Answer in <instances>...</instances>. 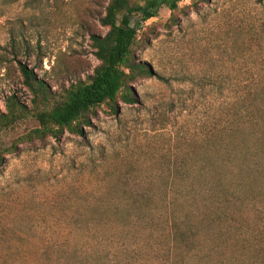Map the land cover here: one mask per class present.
<instances>
[{"label": "rangeland", "instance_id": "obj_1", "mask_svg": "<svg viewBox=\"0 0 264 264\" xmlns=\"http://www.w3.org/2000/svg\"><path fill=\"white\" fill-rule=\"evenodd\" d=\"M109 2L0 0L2 112L14 91L31 100L14 59L57 92L93 74ZM179 8L177 24L166 7L131 18L154 72L137 104L6 156L0 264H264V0Z\"/></svg>", "mask_w": 264, "mask_h": 264}, {"label": "trees", "instance_id": "obj_2", "mask_svg": "<svg viewBox=\"0 0 264 264\" xmlns=\"http://www.w3.org/2000/svg\"><path fill=\"white\" fill-rule=\"evenodd\" d=\"M181 0H110L106 13L100 18L104 35H92V46L100 62L93 74L85 80L71 83L61 91H53L48 82L41 78L36 69L26 62L14 59L22 85L30 92L28 105L19 93L14 91L5 99L6 112L0 109V167L7 155L16 154L21 145L60 141L66 133L83 136L90 127L91 119L98 111L107 107L117 113L119 104H137L134 84L154 76L146 62L137 58V53L147 40L132 25L131 18L138 16L143 23L156 19L160 10L166 7L170 21L178 23L177 15ZM5 77L12 80V65H8ZM33 119L37 127L15 139L11 145H4L2 135L21 122Z\"/></svg>", "mask_w": 264, "mask_h": 264}]
</instances>
